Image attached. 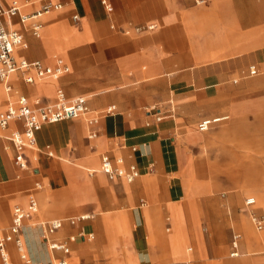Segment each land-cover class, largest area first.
<instances>
[{
  "label": "crops",
  "instance_id": "1",
  "mask_svg": "<svg viewBox=\"0 0 264 264\" xmlns=\"http://www.w3.org/2000/svg\"><path fill=\"white\" fill-rule=\"evenodd\" d=\"M2 1L5 6L14 1L21 6L9 23L24 35L25 44L14 50L15 57L49 66L63 59L70 70L34 82H27L18 70L8 80L10 91L0 80L7 92L0 100V116L22 95L33 107L54 103L59 89L69 99L86 96L90 112L44 124L36 147L26 149L30 165L31 152L41 165L33 172L49 180L41 190L39 181L29 187V168H20L14 159L9 135L22 130L23 122L15 119L0 127V238L10 234L14 207L28 206L35 198L42 210L67 206L63 215L76 211L94 216L75 224L69 219L78 215L54 218L65 223L44 241L65 243L69 252L50 245L52 252L44 250L36 244L41 231L23 226L18 235L34 264H163L166 258L175 261L170 264H190L193 246L185 243L192 239L198 249L194 258L203 260L205 220L216 229L234 224L242 231L232 234V241L239 235L240 253L231 257L241 256L243 243L264 245V226L259 229L251 215L257 214V202L264 203L258 192L256 204H244L243 211L260 233L243 215L229 220L220 216V204L192 200L195 194L213 190L192 181L199 160L194 146L203 140L196 125L228 116L232 124L264 126V0H107L111 10L102 0ZM47 2L61 6L33 17ZM37 23L42 24L38 35ZM150 24L155 27L138 29ZM252 65L258 74H250ZM111 106L115 111L108 112ZM157 116L163 119L157 121ZM92 132L95 136L90 138ZM103 154L114 160L122 157L126 167L135 164L140 176L133 182L110 179L101 170ZM254 173L249 171L244 186L264 190V170ZM229 200L239 204L240 195ZM139 203L147 206L142 211L143 234L137 225L132 228L133 221L142 223L140 214L129 211ZM204 207H212L214 215L206 216ZM164 213L170 214L167 234L161 231ZM6 249L12 264H25L15 240L8 241ZM0 259L4 264L1 252ZM263 260L264 255L257 259Z\"/></svg>",
  "mask_w": 264,
  "mask_h": 264
},
{
  "label": "rangeland",
  "instance_id": "2",
  "mask_svg": "<svg viewBox=\"0 0 264 264\" xmlns=\"http://www.w3.org/2000/svg\"><path fill=\"white\" fill-rule=\"evenodd\" d=\"M2 86L4 85L2 84ZM4 91L5 90L2 89V92L5 96ZM17 96L18 94H16V97ZM195 128L199 132V134H201L203 140L200 146H194L195 152L198 155L197 159L199 160L193 170L194 172L192 175V181L195 182V184L198 182L202 186H212L213 190L211 192L204 191L200 194H195L193 196V199L190 197L189 199L194 200L195 198H197L199 202L200 200L202 201L203 205L208 201L218 203L222 208V213H220V216H224L229 220H236L243 215L247 217L254 231L256 233H260L255 230L253 224L249 220L248 214L243 211V208L245 207V198L248 196H255V192H258L260 195H262V197H264V190L255 191V187L253 184L244 186L246 185V176L250 170L251 172H255L254 174H256L258 170H264V126L256 127L252 124H249V122L247 121H242L239 124H232V118L229 117V119H224L223 121L213 123L207 131L200 132L197 125ZM30 155L33 164L29 165L28 172L34 178L31 177L29 187H34L35 182L39 181L37 183H40L41 187L39 190H41L44 188V186L48 185L46 184V181L49 180L44 179L42 178V175L38 176L35 174V172H33L35 171L34 168H41V165L35 159L34 155H32V152L30 153ZM230 174H233L235 176L232 180H229L227 177ZM261 176H263L264 178V174H262ZM122 179L126 181V179ZM231 195H240V203L236 204L229 200ZM59 197L65 198V194L60 195ZM37 202L39 207L38 213L35 214L33 218L34 220H30V222L28 221L24 223V227L32 224L34 230L38 229L39 231H41L38 243H36V241L35 243L38 244V246L40 244V246L44 250L52 252V249H50L49 246L50 244H47L44 241V238L47 236L48 232L45 230L43 223L48 222L56 218L57 216H81L84 214H82V212L71 211L70 213L68 212V215H63V211H65L66 209H70L67 206H49L47 210L46 208L42 210L40 205L41 201L38 199ZM141 206L142 205H140L139 203L136 206L130 208L129 211H138L137 214H140L142 219V211L145 210L147 206ZM23 207L27 206L24 205ZM255 207L257 209V215L264 216V203L258 205L257 202ZM204 208L206 216L212 217L214 215L212 207L211 209L206 207ZM92 215L94 216V214ZM168 215L170 214L164 213L163 215L164 221L161 231L165 234L169 233L166 231V217ZM173 217L174 216L172 215V218ZM9 225L10 224H6L7 228H9ZM135 225H137V231L140 234H143L145 230L144 220L142 219V223L140 224H138L137 221H133L132 228H135ZM175 225L176 222L174 223L172 231H174ZM201 229L205 237L204 257L203 260L194 258V254L198 251V249L196 243L191 239V241H187L185 243L186 247L193 246V252L191 253L192 263L190 264H264V260L261 262L257 261L260 256L264 255V245L259 243L252 246L248 245L247 243H243L241 246V256L231 257L230 252L232 234L234 231L242 232L236 225L234 226L233 224L232 226L229 225L226 228L220 227L219 229H216L209 225L205 220L202 222ZM164 251L168 253L166 246L164 248ZM172 262L175 261L171 258H166L162 261L163 264H170ZM54 263L58 264V261H55ZM95 263L100 262L96 261ZM106 263L111 264V262Z\"/></svg>",
  "mask_w": 264,
  "mask_h": 264
},
{
  "label": "built area",
  "instance_id": "3",
  "mask_svg": "<svg viewBox=\"0 0 264 264\" xmlns=\"http://www.w3.org/2000/svg\"><path fill=\"white\" fill-rule=\"evenodd\" d=\"M107 5L108 9L112 7L108 4L107 0H102ZM60 4H54L47 2L43 4L42 8L36 12L33 17H38L44 12H48L53 8H59ZM20 4L13 2L11 6H5L3 1L0 0V80L5 82L6 89L10 91L11 86L8 83L10 76L22 70L25 73L27 82H34L36 78L54 77L57 78L64 72H68L70 67L64 62L63 59H59L55 66L45 65L41 60L29 61L27 59H17L14 55V50L24 45V35L15 29L9 27L10 20L20 11ZM28 16H22V20H26ZM74 20L78 22L80 20L79 15H74ZM42 27L41 23H37L34 26L35 34H39ZM155 25L150 24L145 27H139V30L152 29ZM30 70L35 71V75H29ZM251 75L258 74V68L255 65L249 68ZM108 112L115 111V106H111L107 110ZM90 112L88 100L86 96H78L72 99L67 98L63 89L58 90L57 101L51 104H45L42 106L33 107L29 99L22 95L17 103H11L8 106L4 115L0 116V127L6 128L9 122L12 120H21L23 122L22 130H14L9 139L15 146V162L22 169L29 168V159L26 154L27 148H34L37 145V132L46 123H54L61 120L79 118ZM151 113V112H149ZM228 116L206 118L203 119L198 128L200 131H207L213 123L220 122L227 119ZM98 117H93L94 122H98ZM157 121L163 119L162 116L156 117ZM95 136V132L90 134V138ZM124 161L122 157L113 159L109 154L102 155L101 170L107 174L110 179L124 178L128 182H133L140 176V171L135 164H131L129 167L123 165ZM37 187H41L40 183L36 184ZM257 199L255 196H249L245 204L247 207L256 204ZM38 210V202L35 198H31L27 207L17 205L14 207L13 220L10 227V234L0 238V252L2 255L4 264H12L10 257L7 253L6 243L10 240H15L21 259L25 264H34L32 257L29 255L23 240L19 237V232L24 226L25 219L29 217L33 212ZM252 220L255 225L262 229L264 226V216L252 213ZM93 218L92 214H84L81 216L72 217L69 219L70 223L75 224L78 221L87 220ZM65 221L62 219H54L43 223L45 230L48 233L54 232L63 227ZM85 236V234H82ZM90 238H94V234L88 235ZM233 251L232 256L239 255V235H233ZM51 248H61L65 252H69L70 248L65 243L53 242ZM191 249V248H190ZM65 261H62L64 264ZM94 264V263H93Z\"/></svg>",
  "mask_w": 264,
  "mask_h": 264
},
{
  "label": "bare ground",
  "instance_id": "4",
  "mask_svg": "<svg viewBox=\"0 0 264 264\" xmlns=\"http://www.w3.org/2000/svg\"><path fill=\"white\" fill-rule=\"evenodd\" d=\"M2 96L4 97V93L2 92V89L0 88V100H1V98H2ZM6 96V95H5ZM58 174V173H57ZM6 196H8V195H6ZM4 199H7V198H5L4 197ZM261 201H262V197H261ZM6 205V204H5ZM8 205V204H7ZM6 208V207H5ZM27 227L32 231H34V228L32 227V224H29V225H27ZM26 227V228H27ZM32 231V232H33ZM34 236V235H33ZM33 238H35V236L33 237Z\"/></svg>",
  "mask_w": 264,
  "mask_h": 264
}]
</instances>
